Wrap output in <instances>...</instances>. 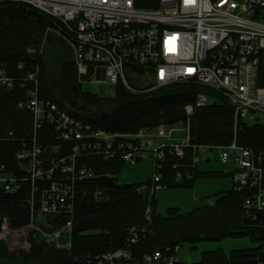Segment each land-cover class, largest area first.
<instances>
[{
    "label": "built area",
    "instance_id": "2783aa9c",
    "mask_svg": "<svg viewBox=\"0 0 264 264\" xmlns=\"http://www.w3.org/2000/svg\"><path fill=\"white\" fill-rule=\"evenodd\" d=\"M136 1L0 0V4L25 3L54 19L50 30L70 44L81 79L113 85L121 81L131 90L136 88L128 85L127 76L133 74L149 75V89L173 83L197 84L225 99L233 111L234 131L240 121L259 122V116L264 115V86L257 84L259 71L264 68V0H150L149 6ZM28 51L32 53L33 49ZM134 67L143 68L144 75H137ZM17 68L22 69L23 64ZM98 69L104 80L96 79ZM36 72L38 66L22 75H9L0 68V86L11 88L19 82L21 87L29 85L18 105L30 112L35 129L33 135L20 138L21 148L16 152V159L22 162L19 174L6 172V166L0 163V190L14 191L22 180L31 183L30 220L13 228L6 216H0V234L14 238V249L24 246L25 241L16 240L28 228H35L50 244L70 247L71 219L63 227L54 228L35 224V217H72L77 178L95 176L93 165L86 160L81 163L87 156L130 164L153 158L152 175L139 190L154 194L161 187L167 156L188 158L187 168H195L206 158L195 153V148L215 147L211 151L215 158L238 166L234 177L237 184L253 185L254 190L243 200V212L250 221L264 226V152H255L235 139L224 145L198 144L190 135L194 108L212 103L214 94L198 92L194 103L184 106L185 121L109 131L71 116L67 109L42 97ZM45 124L52 126L56 140L70 143V151L64 153L63 146L56 143L47 153L39 145L36 130ZM183 175L177 172L175 179L179 181ZM37 188L38 206L33 196ZM151 219L148 205L143 223L128 229L125 245L96 255L93 264H189L179 254L178 243L141 254L132 250L149 231Z\"/></svg>",
    "mask_w": 264,
    "mask_h": 264
},
{
    "label": "trees",
    "instance_id": "16d2710c",
    "mask_svg": "<svg viewBox=\"0 0 264 264\" xmlns=\"http://www.w3.org/2000/svg\"><path fill=\"white\" fill-rule=\"evenodd\" d=\"M136 3L152 5L150 0ZM51 24L50 18L28 4L0 5V68L9 75H22L38 66L40 95L51 99L59 108L67 109L71 116L95 128L134 131L160 122L185 121L184 106L194 103L198 92L211 93L215 100L195 107L190 117L193 142L228 144L235 139L238 144L264 152V124L240 121L234 131L232 108L217 93L201 85L173 83L158 89L135 87L137 92H133L118 81L113 97H100L85 91L78 78L70 44L63 36L50 31ZM46 30L58 35L57 39L63 45L56 53L60 57L58 60H52L55 55L52 49L40 52ZM19 63L23 64L22 69L17 68ZM134 70L140 76L145 73L141 67H134ZM257 84L264 86V68L259 71ZM28 86H0V163H4L5 171L12 174L20 173V162L16 159V152L21 148L20 138L33 135L35 131L30 112L18 105L25 99ZM36 136L47 153L56 143L63 146L64 153L70 151V143L55 139L51 125L37 129ZM81 159V163L86 160L93 165L95 176L77 178L72 217L63 214L39 216L43 227L61 228L71 219L70 247L50 244L38 232L26 236L21 251L9 249L0 240V264H93L96 255L125 245L128 229L143 223L148 205L152 206V219L147 225L149 231L132 247L134 252L141 254L184 242L194 246L203 241L247 238L251 244H259L232 248L228 252L220 247L206 249L201 251L197 261L189 264H264V226L246 218L242 208L243 200L250 195L247 187L236 189L231 186L216 192L213 203H203L185 212L170 206L161 214L156 211L155 195L139 190V182L118 180L123 166L119 159L103 160L99 156ZM174 161L176 158L172 156L163 160L161 186L192 188L197 179L229 175L222 170H202L197 166L187 168L189 175L178 182L175 181L177 171L172 168ZM37 184L38 187L42 185L41 182ZM38 189L33 193L36 206ZM31 195L29 180L20 181L14 191L0 190V216H6L14 227L26 224L30 217Z\"/></svg>",
    "mask_w": 264,
    "mask_h": 264
},
{
    "label": "rangeland",
    "instance_id": "374dc122",
    "mask_svg": "<svg viewBox=\"0 0 264 264\" xmlns=\"http://www.w3.org/2000/svg\"><path fill=\"white\" fill-rule=\"evenodd\" d=\"M0 5H3V4H0ZM50 20H51V23L54 21V19H50ZM49 29H51V27H49ZM50 31L46 30V32L44 34V38H43L39 48H40V52L41 51L49 52L51 49L54 50L53 54H55V55L52 56V60L55 61V60H58L60 58L56 55V53L57 52L59 53L60 49L63 48V45H61L60 42L58 41V39H57L58 35H56L53 32H50ZM38 73H39V69H38V72H36V77H35V78H37V81H38ZM127 77H128V81L131 82L129 84H131V86L134 88L135 87L150 86L149 82L151 80V77L149 75H146L144 77H137L133 74V75H128ZM79 81L82 83V88L85 91L95 93L100 97H113L115 94V85L110 84L108 82H103V81L92 82V81H88L86 78H82V79L79 78ZM19 84L21 85V82H19ZM37 84H38V82H37ZM38 89L39 88L37 85V90ZM131 91L137 92L136 89L131 90ZM95 108L96 107L93 106V109H95ZM248 122L250 123L251 121H248ZM259 123L264 124V115L259 116ZM209 145H217V144H208V146ZM221 145H224V144H221ZM246 147H248V146H246ZM214 148L215 147H197V148H195V150H194L195 153L199 154V156L206 157V158H203L204 160H201V162L198 164V168H202V170L203 169H207V170H211V171L222 170L225 172H229V175L227 176V178H223V179H217V178H215V179H201V181H197L195 187L191 188V189H171V188L169 189V188H165V187L163 188L162 186H161L162 188L158 187L156 190V193H155V197L157 200V208H156L157 212L164 214L167 207L174 206V205L180 206V207H182V209H184V208L188 209V208H186L187 206L189 208L192 206L194 207V206L200 205L202 202L203 203H213V201L215 199V197H214L215 193L221 191V189L229 188V185L231 183V179H232V185L231 186L235 187L236 189H242V188L247 187L250 190V194L252 193V191L254 190L253 185L250 184V185H246L245 187H242V186L237 184L234 177L238 171V166H236V164L233 163L232 161L227 162V163L220 162L217 158H215V153L211 152L212 149H214ZM248 148H251V147H248ZM252 150H254V149H252ZM255 152H259V151H255ZM192 153H193V151L191 152V154ZM189 159L191 160V158H189ZM120 162L123 165L121 170L118 173V180L120 182H139V181H142L143 179H145L146 177L152 175L153 158H149V157L142 158L140 161H138L134 164L127 163L123 160H120ZM150 162H151V168L149 169ZM187 163H189V162H187ZM187 163H185L184 159L180 160V158H176V161H174V163L172 164V168L176 169L177 172H180V171L183 172L184 171L186 174V175L181 176L179 181L182 180L183 178H185V176L189 175L188 172H190V170L189 171L187 170ZM21 164H22V162L19 163V166ZM182 165H183V168H180V166H182ZM261 166L264 170V164H261ZM223 169H225V170H223ZM187 173H188V175H187ZM148 180L149 179H147L145 182L147 183ZM175 181H177V180H175ZM145 182H142V183H145ZM142 183H139V186ZM206 184H209V188L206 187ZM160 185H162V184L160 183ZM205 194L206 195H209V194L212 195V198L210 200L204 199L203 197ZM198 201H200V202H198ZM149 206L152 209V206L151 205H149ZM29 220H30V217H29ZM39 220H40L39 216L35 217V224L38 225V223H40ZM12 227L16 228L14 226H12ZM33 229H35V228H33ZM33 229L28 228L26 231H23L20 234L21 236L18 237V239L16 238L17 239L16 241L20 240V242L22 243L25 239L24 237L26 236V234L29 235L33 232H38V231L33 230ZM0 232H1V227H0ZM38 233H40V232H38ZM44 238H45V236H44ZM51 239L53 240V236L51 237ZM0 240L2 242L6 241L5 242L6 245H8L9 243H13V244H16L15 246H17V243L14 242V238L10 235L7 238H4V237H2V234H0ZM45 240L47 241L46 238H45ZM178 244L180 245L179 254L183 258V260H185L187 263H190L192 261H197L200 257L201 251L206 250V249H215V248L220 247V248L224 249L226 252H228L232 248L244 247V246H248V245L257 246L259 243L258 244H254V243L251 244L247 238H236V239L226 238V239H224L222 241H218V242L203 241V242H200L194 246L191 243H185V242L184 243H178ZM262 246L264 247V241L262 242ZM22 248H20V249L18 248V250L21 251ZM10 249H14V248H10ZM259 264H263V263H259Z\"/></svg>",
    "mask_w": 264,
    "mask_h": 264
},
{
    "label": "crops",
    "instance_id": "0c3cea01",
    "mask_svg": "<svg viewBox=\"0 0 264 264\" xmlns=\"http://www.w3.org/2000/svg\"><path fill=\"white\" fill-rule=\"evenodd\" d=\"M150 168H151V162H150L149 169H150ZM201 169H202V168H201ZM223 170H225V169H223ZM150 173H151V172H150ZM149 177H150V176L146 177V178L143 179L142 181H139V183L145 182L147 179H149ZM223 178H227V176H226V177H222V178H217V179H223ZM201 179H215V178H200V179H197V181H201ZM197 181H196V182H197ZM196 182H195V184H194V186H193L192 188L195 187ZM231 185H232V179H231V183H230L229 187H230ZM162 187L164 188L165 186H162ZM162 187H161V188H162ZM206 187L209 188V184H206ZM165 188H168V187H165ZM169 189H170V188H169ZM171 189H191V188H171ZM225 189H226V188H225ZM221 190H224V189H221ZM155 193H156V191H155ZM155 193H154V195H155ZM203 198L206 199V200H210V199L212 198V195H210V194H209V195H206V194H205ZM199 200H200V199H199ZM156 202H157V200H156ZM198 202H200V201H198ZM202 204H203V202H202L200 205H202ZM174 206H177V205H174ZM197 206H199V205H197ZM177 207H179L181 211L185 212V211L189 210L190 208H192L193 206L190 207V208L187 206L186 208H188V209H185V208H184L185 210L182 209V207H180V206H177ZM156 208H157V205H156Z\"/></svg>",
    "mask_w": 264,
    "mask_h": 264
},
{
    "label": "water",
    "instance_id": "95a60500",
    "mask_svg": "<svg viewBox=\"0 0 264 264\" xmlns=\"http://www.w3.org/2000/svg\"><path fill=\"white\" fill-rule=\"evenodd\" d=\"M96 79H97V80H104L103 73H100V72H99V69H98V71L96 72ZM15 245H16V244L9 243V244L7 245V247L10 249V248H13Z\"/></svg>",
    "mask_w": 264,
    "mask_h": 264
}]
</instances>
